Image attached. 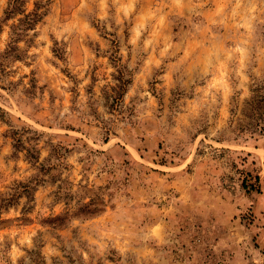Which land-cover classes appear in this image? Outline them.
Masks as SVG:
<instances>
[{
    "label": "rangeland",
    "instance_id": "1",
    "mask_svg": "<svg viewBox=\"0 0 264 264\" xmlns=\"http://www.w3.org/2000/svg\"><path fill=\"white\" fill-rule=\"evenodd\" d=\"M11 1L0 264H264V0Z\"/></svg>",
    "mask_w": 264,
    "mask_h": 264
},
{
    "label": "trees",
    "instance_id": "2",
    "mask_svg": "<svg viewBox=\"0 0 264 264\" xmlns=\"http://www.w3.org/2000/svg\"><path fill=\"white\" fill-rule=\"evenodd\" d=\"M27 0H12L10 3V7L7 11V19L17 15V14H23L24 17L19 19V24L16 25L15 27L19 31H26L29 29H34L35 25L39 21L42 20L46 12H40L41 9V2L36 1L35 2V9L32 10L31 12H26L25 3ZM21 33L17 32V35L20 36ZM18 38V37H17ZM255 95L252 98L253 101V107L257 108V110H261L264 107V83L263 84H258L256 88L254 89ZM262 111H258V119L260 122L263 120ZM257 180H259V177H257ZM244 186L246 187H251L254 188L255 185L253 184H248L247 182H244Z\"/></svg>",
    "mask_w": 264,
    "mask_h": 264
}]
</instances>
